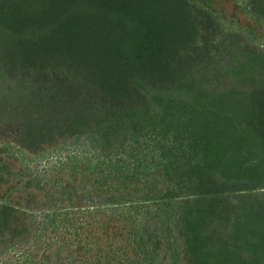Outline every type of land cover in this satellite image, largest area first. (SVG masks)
<instances>
[{
    "label": "trees",
    "instance_id": "16d2710c",
    "mask_svg": "<svg viewBox=\"0 0 264 264\" xmlns=\"http://www.w3.org/2000/svg\"><path fill=\"white\" fill-rule=\"evenodd\" d=\"M34 3L0 2V264H264V52L191 0Z\"/></svg>",
    "mask_w": 264,
    "mask_h": 264
},
{
    "label": "rangeland",
    "instance_id": "374dc122",
    "mask_svg": "<svg viewBox=\"0 0 264 264\" xmlns=\"http://www.w3.org/2000/svg\"><path fill=\"white\" fill-rule=\"evenodd\" d=\"M201 9L211 13L218 21L220 28L227 33H239L243 35L254 48L264 52V21L251 13L252 0H191ZM2 2V0H0ZM34 8L37 7L35 0ZM114 27V24H113ZM0 157L2 153H0ZM12 170L20 168L19 161L12 159ZM16 178L13 180L15 182ZM36 194L37 201L41 197ZM23 202V201H22ZM24 203V202H23ZM39 203V202H38ZM48 264H53L55 258H44Z\"/></svg>",
    "mask_w": 264,
    "mask_h": 264
}]
</instances>
